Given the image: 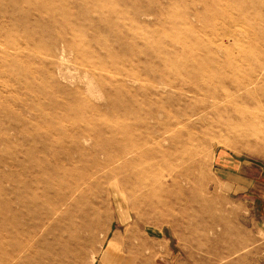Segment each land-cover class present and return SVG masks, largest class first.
Returning a JSON list of instances; mask_svg holds the SVG:
<instances>
[{
    "label": "rangeland",
    "instance_id": "obj_1",
    "mask_svg": "<svg viewBox=\"0 0 264 264\" xmlns=\"http://www.w3.org/2000/svg\"><path fill=\"white\" fill-rule=\"evenodd\" d=\"M238 165L264 0H0V264H264Z\"/></svg>",
    "mask_w": 264,
    "mask_h": 264
},
{
    "label": "crops",
    "instance_id": "obj_2",
    "mask_svg": "<svg viewBox=\"0 0 264 264\" xmlns=\"http://www.w3.org/2000/svg\"><path fill=\"white\" fill-rule=\"evenodd\" d=\"M229 173L230 178L226 179V184H229L231 189L236 190L243 188L249 191L252 188L250 192H252L255 199L261 202L264 212V184L256 182L254 172L249 170V168H241L238 165L235 169L230 170Z\"/></svg>",
    "mask_w": 264,
    "mask_h": 264
},
{
    "label": "bare ground",
    "instance_id": "obj_3",
    "mask_svg": "<svg viewBox=\"0 0 264 264\" xmlns=\"http://www.w3.org/2000/svg\"><path fill=\"white\" fill-rule=\"evenodd\" d=\"M215 100V99H214ZM213 101V100H212ZM233 104V103H232ZM217 105V104H216ZM83 184V183H82ZM79 185H81L80 183H79ZM78 185V191H80L81 190V188H80V186ZM123 219V218H122Z\"/></svg>",
    "mask_w": 264,
    "mask_h": 264
}]
</instances>
